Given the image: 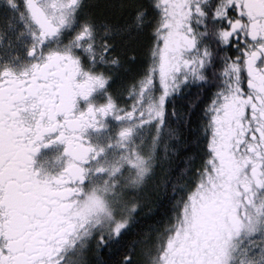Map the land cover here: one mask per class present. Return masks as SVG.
<instances>
[{"label":"snow or ice","instance_id":"snow-or-ice-1","mask_svg":"<svg viewBox=\"0 0 264 264\" xmlns=\"http://www.w3.org/2000/svg\"><path fill=\"white\" fill-rule=\"evenodd\" d=\"M0 264H264V0H0Z\"/></svg>","mask_w":264,"mask_h":264}]
</instances>
